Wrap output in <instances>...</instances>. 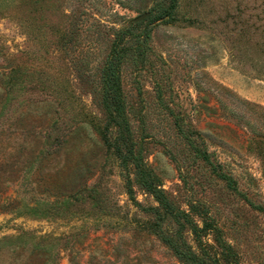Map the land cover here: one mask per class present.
I'll list each match as a JSON object with an SVG mask.
<instances>
[{"label": "rangeland", "instance_id": "obj_1", "mask_svg": "<svg viewBox=\"0 0 264 264\" xmlns=\"http://www.w3.org/2000/svg\"><path fill=\"white\" fill-rule=\"evenodd\" d=\"M171 1L0 0V264H189L135 159L205 264H264V0Z\"/></svg>", "mask_w": 264, "mask_h": 264}, {"label": "trees", "instance_id": "obj_2", "mask_svg": "<svg viewBox=\"0 0 264 264\" xmlns=\"http://www.w3.org/2000/svg\"><path fill=\"white\" fill-rule=\"evenodd\" d=\"M177 6L178 0H172L169 10L160 15V17H168L169 20L173 19L172 15ZM150 31V28H145L141 34H136L132 31V29L129 28V34L132 37H136L135 46L134 48H132L131 46L128 48H124V51L120 56V60H122V62H126L130 59L133 62H145L147 51L146 42ZM129 39L130 38H128L127 41ZM104 71L107 77L113 76L115 74V70L109 66H106ZM135 162L136 175L139 176V182L144 186L146 190L154 195L155 199L159 203V206L154 209L158 211L160 220L164 223L173 221L174 223H177L179 225L178 230L170 232L169 230H162L163 228H161L160 224L157 223L154 226V229L158 231L160 238L172 248L174 254L180 260L189 264H205L204 260L193 251H191L185 241L181 238L182 228L184 227V223L187 222L185 220L183 221V216L185 214L184 211L178 209L172 202V200H170L165 190L160 187V183L158 182L152 171L149 169L147 163L142 159H135Z\"/></svg>", "mask_w": 264, "mask_h": 264}, {"label": "water", "instance_id": "obj_3", "mask_svg": "<svg viewBox=\"0 0 264 264\" xmlns=\"http://www.w3.org/2000/svg\"><path fill=\"white\" fill-rule=\"evenodd\" d=\"M148 15V13H143V14H140L139 16L135 17L133 20L135 22H138V21H141L142 19L146 18V16Z\"/></svg>", "mask_w": 264, "mask_h": 264}]
</instances>
